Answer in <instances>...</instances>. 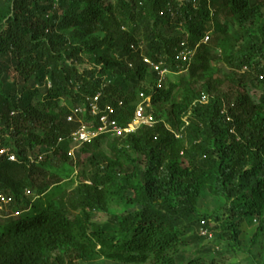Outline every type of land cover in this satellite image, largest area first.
<instances>
[{
	"label": "trees",
	"instance_id": "obj_1",
	"mask_svg": "<svg viewBox=\"0 0 264 264\" xmlns=\"http://www.w3.org/2000/svg\"><path fill=\"white\" fill-rule=\"evenodd\" d=\"M207 34L186 68L181 44ZM143 56L175 80L158 88ZM154 86V127L102 136L75 160L58 144L77 129L71 108L101 92L102 106L124 102L127 125L137 94ZM259 88L264 0H0V264H222L249 217L264 234ZM202 96L208 104L193 105ZM67 163L70 179L50 169ZM204 196L228 203L226 216L202 214ZM125 205L133 211L114 210ZM201 228L227 250L211 242L204 259L186 260L191 238L209 241Z\"/></svg>",
	"mask_w": 264,
	"mask_h": 264
},
{
	"label": "clouds",
	"instance_id": "obj_2",
	"mask_svg": "<svg viewBox=\"0 0 264 264\" xmlns=\"http://www.w3.org/2000/svg\"><path fill=\"white\" fill-rule=\"evenodd\" d=\"M210 41V35L207 34L204 39L196 46H191L189 44V42H183L181 44V47H180V51L178 53V57H179V60H182L183 63L186 64V68H189V66L191 65L192 61H193V57H194V54H195V51L201 46V45H206L208 44ZM143 63L145 65H147L150 70L155 73L158 77V80H157V84L156 86L158 88L162 87V85H165V83L167 82V80L172 76L171 75V72L170 70L168 69V67H166L162 62L160 63H154L149 57H145L143 56ZM132 65H130L131 67ZM186 71H182L180 73H178L177 75H183ZM47 87L48 88H51V83H49L47 81ZM38 88V86H37ZM154 87H151V91L149 93H146V92H139L136 96V100L134 102V112H133V117L131 119V121L127 124V125H122L120 120L117 118V109L119 108H122L124 106V102L123 101H120L119 104H118V108L117 107H113L109 104L107 105H101L100 104V99L102 97V93L99 92L94 98H93V101L90 102L89 104V108L85 105V104H79V105H76L75 107L71 108L70 109V115L68 116L67 120L69 123H73L77 126V129L75 132H73V134L66 138V139H60L58 144L61 145V146H67V152H68V155L70 157H72L74 160L76 159L75 155L77 153V151L86 146V145H90L92 144L93 142L96 141V139L102 137V136H110L111 138H126L128 137L129 135L131 134H134L136 133L138 130H140L141 128L143 127H149V128H152L154 127L156 124H157V120L155 118V115H154V106H153V91H154ZM209 102V99L207 96H202L198 101H196L193 105H195L196 103H200V104H204V105H207ZM92 107H95L96 110H97V114H93V109ZM139 107H143L144 108V116L145 117H151L153 119V123L151 125L149 124H144V125H140L138 127L135 126V121H136V112L138 110ZM232 107H234V105H232ZM108 108H112L114 110L113 113H110L109 109ZM76 109H81L82 110V113H79V114H75V110ZM89 109V111H88ZM221 114L222 116L225 117V119L229 122V121H232V118L230 116V112H229V108L226 104H224L222 106V109H221ZM108 117V120L109 122L111 123L112 121L115 122L118 126L119 129L122 130V133L120 135H118L117 133L115 132H112V131H109L107 133H102L100 134L99 136H97L96 138H94L91 142L89 143H79V142H75L73 140V135L75 133H77L83 125H86V126H92V127H95L97 129V127L100 126V118L101 117ZM88 118H91L93 121H88ZM72 118V120L70 121L69 119ZM185 121H187V119H185ZM167 128L170 130L171 127L169 125H167ZM130 129H133L132 131H127V130H130ZM232 133H234V131H232ZM174 135H175V138L176 139H180L181 138V135L174 132ZM44 158V155H40L38 156V161H41L42 159ZM9 161L11 162H15L16 161V157L14 155H9ZM27 193V196H29L31 193L29 191L26 192ZM32 195V194H31ZM0 204H5V203H8V200L5 198H0ZM254 221L257 223H260V221L257 219V218H254ZM202 229V228H201ZM200 229V231H201ZM202 235V233H201ZM203 236V235H202ZM206 236H209V241H212L213 240V236L209 235H206ZM204 236V237H206ZM211 236V237H210Z\"/></svg>",
	"mask_w": 264,
	"mask_h": 264
},
{
	"label": "rangeland",
	"instance_id": "obj_3",
	"mask_svg": "<svg viewBox=\"0 0 264 264\" xmlns=\"http://www.w3.org/2000/svg\"><path fill=\"white\" fill-rule=\"evenodd\" d=\"M170 79L175 78L173 76L170 77ZM135 84V81L132 82V85ZM264 91L263 89L259 88L256 90L251 91V95L253 96L254 100L257 101L258 96L261 94V92ZM77 157V154L75 155ZM62 163V162H61ZM53 170L52 172L56 173L57 175H60L63 179H70L76 175L75 169L69 165L68 163L63 168V170H59L60 166H53L50 168ZM50 170V171H51ZM228 206V203H226L223 200H220L215 197L211 196H204L202 198V201L200 202L199 208L202 214L209 215L213 219L219 218L220 220L225 215V207ZM114 210L120 214L133 211L128 206H115ZM226 216V215H225ZM224 220V219H223ZM94 221L97 223H106L107 222V216L99 213L94 218ZM258 226L259 223L254 221V217H249L243 225L240 227V237L239 242L241 244L240 249H228V252L223 259L222 264H264V234H258ZM197 228L193 230L192 235H197ZM216 238L217 235H216ZM215 237L212 241H198L196 238H191L192 243L189 247L184 248L182 250L183 256L186 258V260H191L196 255H200V258L204 259V254H200L204 247L210 245V243H214L216 246L219 247L218 252H221L222 250H227V246L225 243H217ZM81 264H121V263H115L108 260H98L95 262L90 263H84L81 262Z\"/></svg>",
	"mask_w": 264,
	"mask_h": 264
},
{
	"label": "built area",
	"instance_id": "obj_4",
	"mask_svg": "<svg viewBox=\"0 0 264 264\" xmlns=\"http://www.w3.org/2000/svg\"><path fill=\"white\" fill-rule=\"evenodd\" d=\"M93 109V114H97V110L95 107H92ZM110 113H113L114 110L112 108H108ZM82 113L81 109H76L75 110V114H79ZM70 121L72 120V118L69 119ZM153 123V119L151 117H145L144 116V108L143 107H139L137 112H136V121H135V126L138 127L140 125H144V124H149L151 125ZM133 129L127 130V131H132ZM109 131L115 132L118 135H120L122 133V130L118 128L117 124L115 122H109L108 117H101L100 118V126L97 127V129L95 127H90V126H86L83 125L82 128L75 133L73 136V140L75 142H79L81 144L83 143H89L91 142L94 138H96L97 136H99L102 133H107ZM203 224V223H202ZM201 233L203 236L208 235V231L205 229H201ZM211 237V236H210Z\"/></svg>",
	"mask_w": 264,
	"mask_h": 264
}]
</instances>
